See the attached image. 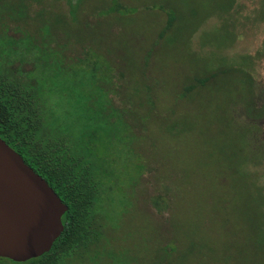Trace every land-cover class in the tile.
I'll list each match as a JSON object with an SVG mask.
<instances>
[{"label": "rangeland", "instance_id": "rangeland-1", "mask_svg": "<svg viewBox=\"0 0 264 264\" xmlns=\"http://www.w3.org/2000/svg\"><path fill=\"white\" fill-rule=\"evenodd\" d=\"M26 3L0 33L42 40L51 19L55 127L97 169L110 237L90 264H264V0ZM194 77L210 79L182 96Z\"/></svg>", "mask_w": 264, "mask_h": 264}, {"label": "trees", "instance_id": "trees-1", "mask_svg": "<svg viewBox=\"0 0 264 264\" xmlns=\"http://www.w3.org/2000/svg\"><path fill=\"white\" fill-rule=\"evenodd\" d=\"M0 5V14L5 12L9 16L14 11L21 19L28 17L26 0H0ZM38 15L41 16V13ZM53 16L56 22L61 19V16ZM173 21L174 16L169 15L161 34L171 27ZM50 28L51 19H45L37 26L36 32L42 34V40L24 29V36L17 38L0 33V137L45 178L67 205L61 217L63 230L44 254L23 262L0 257V264L96 263V257L90 253H98L102 244L110 243L102 216L96 208L100 191L97 169L87 160L88 156L81 147L72 144L70 136L57 124L55 127L53 106L49 102L53 89L49 83L54 64L62 61L58 60L61 58L60 52L49 46L53 41ZM251 58L243 57L245 61L242 65L245 68L234 70L245 75L243 79L248 83L249 93L253 97L258 89L249 73L253 65ZM27 65L29 68L25 69ZM209 79L194 77L180 92L181 95L186 96L206 86ZM255 112V107L248 106L242 123L258 129V114ZM263 145L262 141L260 146ZM157 199L152 200L155 205H158Z\"/></svg>", "mask_w": 264, "mask_h": 264}, {"label": "water", "instance_id": "water-1", "mask_svg": "<svg viewBox=\"0 0 264 264\" xmlns=\"http://www.w3.org/2000/svg\"><path fill=\"white\" fill-rule=\"evenodd\" d=\"M67 205L0 137V257L23 262L49 251Z\"/></svg>", "mask_w": 264, "mask_h": 264}]
</instances>
